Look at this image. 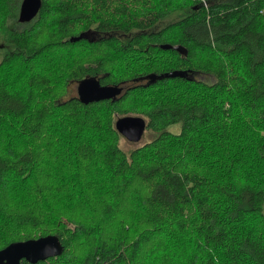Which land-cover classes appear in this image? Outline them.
Listing matches in <instances>:
<instances>
[{"label":"trees","instance_id":"obj_1","mask_svg":"<svg viewBox=\"0 0 264 264\" xmlns=\"http://www.w3.org/2000/svg\"><path fill=\"white\" fill-rule=\"evenodd\" d=\"M21 3L0 0V249L55 234L61 254L21 264H264V0ZM87 77L121 90L68 96ZM123 115L146 120L128 150Z\"/></svg>","mask_w":264,"mask_h":264},{"label":"water","instance_id":"obj_2","mask_svg":"<svg viewBox=\"0 0 264 264\" xmlns=\"http://www.w3.org/2000/svg\"><path fill=\"white\" fill-rule=\"evenodd\" d=\"M40 4L41 0H22L20 18L32 19L38 13ZM162 46L164 48L171 47L169 44ZM77 89L79 97L85 103L112 98L121 90L116 85L102 84L94 77L81 80ZM116 128L125 138L136 142L143 136L146 120L138 115L119 116L116 120ZM62 251V242L55 234L14 241L0 249V264H21L23 259L35 263L51 256H57Z\"/></svg>","mask_w":264,"mask_h":264},{"label":"rangeland","instance_id":"obj_3","mask_svg":"<svg viewBox=\"0 0 264 264\" xmlns=\"http://www.w3.org/2000/svg\"><path fill=\"white\" fill-rule=\"evenodd\" d=\"M20 20L21 21H24L25 19H21L20 18ZM11 23L13 24V26H15V27H20L22 24H20V22H18V21H15V20H13V21H11ZM163 23H160L159 25H162ZM93 33V34H92ZM90 32V35H93V36H95L94 34H99L98 32H95V31H93V32ZM77 87H78V83L77 82H74V83H72L71 84V87H70V90H69V92H68V96H73V95H78V89H77ZM179 125L178 124H174V125H171V129L172 130H178L179 129ZM169 128V129H170ZM145 136H144V133H143V136H142V138L139 140V141H136V142H134V141H130V140H128L127 138H125V137H123L122 138V140H121V146L124 148V149H130V148H134L135 146H138V145H140V144H142L144 141H145Z\"/></svg>","mask_w":264,"mask_h":264}]
</instances>
